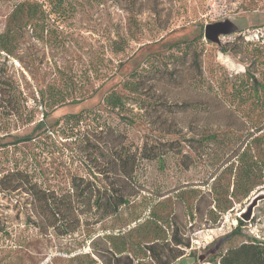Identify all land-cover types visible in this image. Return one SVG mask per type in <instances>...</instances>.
<instances>
[{
    "label": "rangeland",
    "instance_id": "1",
    "mask_svg": "<svg viewBox=\"0 0 264 264\" xmlns=\"http://www.w3.org/2000/svg\"><path fill=\"white\" fill-rule=\"evenodd\" d=\"M19 1L0 0V34ZM30 1L49 7L48 0ZM67 1V16L47 20L44 29L24 24L23 16L10 53L0 50V78L11 83L23 111L21 119L0 114V175L20 168L55 189L68 187L73 175L100 179L96 168L105 159L100 152L108 155L110 133L99 137L92 130H111L114 142L138 147L152 133L147 113L127 87L132 70L142 66L146 72L152 64L173 70L174 78L167 73L153 80L154 65L143 80L146 86L152 83L161 100L176 103L167 116L182 128L180 137L195 136L201 126L200 133L216 139L200 153L184 145L182 151L193 157L189 165L172 152L160 160H140L134 174L140 192L130 204L101 221L96 215L82 216L80 227L67 235L52 230L45 235L24 224L15 207L21 196L0 191V264H106L109 253L97 257L94 248L107 252L110 240L121 237L118 241H124L135 262L153 264L140 247L155 238L144 231L153 223L159 244L176 226V238L188 243L172 264H217L230 247L252 238L264 241V0ZM224 19L236 30L220 35L219 43L205 39V24ZM181 41L201 50L203 75L195 84L188 81L196 72L192 51L184 45L170 48ZM224 44L238 55L223 50ZM48 88L64 91L52 109L42 105ZM111 91L126 100L119 111L104 101ZM80 110V124L65 119ZM24 134L31 140L9 143ZM203 191L201 215L192 210ZM215 193L222 195L216 204L211 200ZM255 196L251 219L238 224Z\"/></svg>",
    "mask_w": 264,
    "mask_h": 264
},
{
    "label": "trees",
    "instance_id": "2",
    "mask_svg": "<svg viewBox=\"0 0 264 264\" xmlns=\"http://www.w3.org/2000/svg\"><path fill=\"white\" fill-rule=\"evenodd\" d=\"M47 3L49 7H46V9L37 1L22 0L17 2L9 15L5 31L0 34V50L10 53V45L13 43L14 33L23 28L21 20L23 16L26 17L24 24L38 25L44 29V24L47 20L54 19L57 16H67L70 10V2L67 0H48ZM192 44L193 42L191 41H181V43L172 44L170 48L184 45V47L186 46L187 49L192 51L196 72L189 77L188 81L190 84H195L201 80L203 74L200 57L201 50H198L197 46ZM222 49L230 51L235 56L238 55V52L231 51L227 44H224ZM150 58L146 59L144 64H148ZM154 65L157 67L153 68ZM151 68L156 73L153 80L167 73L174 78L173 70L168 68V65L162 68L161 64H152L146 72L142 71L143 68L141 66L140 70H132L130 73L131 79L127 87L131 91L135 103L139 105L140 109H143V113H147V120L151 129H153L152 133L147 134L141 146L138 147L132 144L127 145L124 140H116L114 142L113 131L111 130H106L105 132L103 128L96 131L92 130L93 134L99 137L110 133V141H107L108 155L105 156L103 151L100 152V155L105 159L96 168V172L101 177L100 179L91 180L73 175L69 179L68 187L55 189L43 186L37 180H34L28 172L20 168H13L0 175V191L4 194L10 195L13 193L21 196V198L15 200V207L17 208L16 215L21 214L25 217L24 224L34 226L40 233L45 235L49 233V230L58 235H67L75 232L80 227L83 223L82 216H87L88 214L96 215L97 221H101L104 218L117 215L120 209L129 205L132 197H135L140 192V188H138V185L136 186L134 175L140 160H160L164 155L172 152L181 154L182 161L189 165L193 157L190 153L182 151L184 145H187L191 152L200 153L209 140L216 139L215 134L200 133L201 126H198L200 130L194 133L195 136L180 137L182 128L177 125L174 118L167 116L174 113L172 107L176 103L161 100L152 91V83L150 86L144 84L143 78L150 73L149 71H152L149 70ZM127 81H124V84ZM255 84L258 85V83ZM11 86L9 81L0 78V114L10 119H21L23 116L21 100L11 90ZM63 92L58 88H48L45 94H42V105L45 109H52L57 105L62 99L61 95L63 97ZM155 95L157 98H155ZM104 99L106 105L117 111L122 109L126 103L124 96L117 91L109 92ZM187 104L190 106V103ZM42 114L46 118L47 111L42 112ZM83 118V110L69 113L65 116L66 120L75 124H80ZM58 121L56 120L55 123H58ZM43 123L41 120L36 126L40 127ZM189 129H192V127L189 126ZM261 130L262 128L259 129V131ZM172 135L177 137L174 139L165 138ZM115 137L117 139L119 136ZM31 138L30 134H24L9 143L15 144L31 140ZM96 144L98 142L94 141L92 147L95 148ZM241 152L243 156L244 149ZM237 156L239 157L240 155L238 154ZM91 159L98 160L96 153H91ZM215 195L211 200L216 204L222 195L217 193ZM176 199L182 202V198ZM205 200V191L200 192L192 211L203 215L204 209L200 201ZM205 206L211 207L212 202L205 203ZM228 208L230 207L225 209L227 210ZM209 211L211 212V210ZM238 224H243L240 218H238ZM148 228L144 229V231L148 230V233H153L155 238L139 246L144 249L153 264H171L176 258L183 255L182 248L188 246V243L176 238L178 235L177 226L171 230L168 240L165 238L166 241L163 244H159L158 225L153 223L152 227ZM1 231L7 233L6 229ZM118 239L123 238H117V240L112 238L110 240L111 246L107 248V252L96 250L93 246L96 256L104 258L102 254L107 255L109 253L108 263L106 262V264H142L133 260L124 246V241H118ZM169 242H172V244ZM216 263L264 264V241H259L255 238L243 241L234 247L226 249L220 254Z\"/></svg>",
    "mask_w": 264,
    "mask_h": 264
},
{
    "label": "water",
    "instance_id": "3",
    "mask_svg": "<svg viewBox=\"0 0 264 264\" xmlns=\"http://www.w3.org/2000/svg\"><path fill=\"white\" fill-rule=\"evenodd\" d=\"M235 30L236 25L229 19L207 23L204 26V38L211 42L219 43L220 35L230 34ZM256 200L257 196H255L246 206L245 210L239 214L238 217L242 221H249L251 219Z\"/></svg>",
    "mask_w": 264,
    "mask_h": 264
},
{
    "label": "flooded vegetation",
    "instance_id": "4",
    "mask_svg": "<svg viewBox=\"0 0 264 264\" xmlns=\"http://www.w3.org/2000/svg\"><path fill=\"white\" fill-rule=\"evenodd\" d=\"M172 264V263H171Z\"/></svg>",
    "mask_w": 264,
    "mask_h": 264
}]
</instances>
